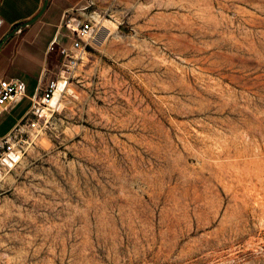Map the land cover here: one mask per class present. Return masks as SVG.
Wrapping results in <instances>:
<instances>
[{
	"label": "rangeland",
	"instance_id": "obj_1",
	"mask_svg": "<svg viewBox=\"0 0 264 264\" xmlns=\"http://www.w3.org/2000/svg\"><path fill=\"white\" fill-rule=\"evenodd\" d=\"M90 6L97 43L0 174V264H264V0Z\"/></svg>",
	"mask_w": 264,
	"mask_h": 264
},
{
	"label": "crops",
	"instance_id": "obj_2",
	"mask_svg": "<svg viewBox=\"0 0 264 264\" xmlns=\"http://www.w3.org/2000/svg\"><path fill=\"white\" fill-rule=\"evenodd\" d=\"M43 4L44 0H0V42L16 26L34 18ZM90 7V0H49L43 15L1 48L0 80L21 82L24 95L1 113L0 139L26 118L34 100L45 92L57 73L59 50L73 42L70 30L64 26L65 16L84 15Z\"/></svg>",
	"mask_w": 264,
	"mask_h": 264
},
{
	"label": "built area",
	"instance_id": "obj_3",
	"mask_svg": "<svg viewBox=\"0 0 264 264\" xmlns=\"http://www.w3.org/2000/svg\"><path fill=\"white\" fill-rule=\"evenodd\" d=\"M95 13L75 16L68 13L64 26L70 30L73 40L71 46L59 50L61 61L58 71L48 88L34 100L33 107L26 118L7 136L0 139V174L13 170L22 160L27 146L34 135L41 130V122L48 114H54V99L66 92L69 82L88 53L87 48L97 43V24ZM24 95V86L17 80H0V115L10 102Z\"/></svg>",
	"mask_w": 264,
	"mask_h": 264
},
{
	"label": "water",
	"instance_id": "obj_4",
	"mask_svg": "<svg viewBox=\"0 0 264 264\" xmlns=\"http://www.w3.org/2000/svg\"><path fill=\"white\" fill-rule=\"evenodd\" d=\"M49 0H44V4L43 7L41 9V11L34 17L32 18L30 21L23 23L21 25L16 26L10 33H8L3 40L0 42V50L1 48L4 46V44L14 35H17L19 33H21L25 28H27L28 26H31L32 24H34L45 12L47 6H48Z\"/></svg>",
	"mask_w": 264,
	"mask_h": 264
},
{
	"label": "bare ground",
	"instance_id": "obj_5",
	"mask_svg": "<svg viewBox=\"0 0 264 264\" xmlns=\"http://www.w3.org/2000/svg\"><path fill=\"white\" fill-rule=\"evenodd\" d=\"M102 21V20H101ZM104 22V21H103ZM99 23V22H98ZM108 31V30H107ZM58 100H59V96H57V97H55V99H54V104H56L57 102H58Z\"/></svg>",
	"mask_w": 264,
	"mask_h": 264
}]
</instances>
